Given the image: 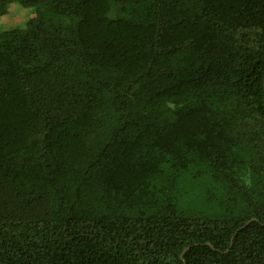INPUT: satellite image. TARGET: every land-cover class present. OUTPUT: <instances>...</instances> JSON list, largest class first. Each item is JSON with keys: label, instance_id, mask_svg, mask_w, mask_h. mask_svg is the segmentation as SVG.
<instances>
[{"label": "trees", "instance_id": "16d2710c", "mask_svg": "<svg viewBox=\"0 0 264 264\" xmlns=\"http://www.w3.org/2000/svg\"><path fill=\"white\" fill-rule=\"evenodd\" d=\"M12 3L0 264H264V0Z\"/></svg>", "mask_w": 264, "mask_h": 264}, {"label": "rangeland", "instance_id": "374dc122", "mask_svg": "<svg viewBox=\"0 0 264 264\" xmlns=\"http://www.w3.org/2000/svg\"><path fill=\"white\" fill-rule=\"evenodd\" d=\"M33 17H35L34 9L26 8L19 3H12L9 13L0 17V31L26 27Z\"/></svg>", "mask_w": 264, "mask_h": 264}, {"label": "water", "instance_id": "95a60500", "mask_svg": "<svg viewBox=\"0 0 264 264\" xmlns=\"http://www.w3.org/2000/svg\"><path fill=\"white\" fill-rule=\"evenodd\" d=\"M255 219H252V220H250V221H248L242 228H240V230L241 229H243V228H245V227H247L252 221H254ZM207 244H209L210 246H212L213 248H214V245L212 244V243H207ZM196 245H198V244H196ZM192 246H189L186 250H185V252L187 251V250H189L190 248H191Z\"/></svg>", "mask_w": 264, "mask_h": 264}]
</instances>
